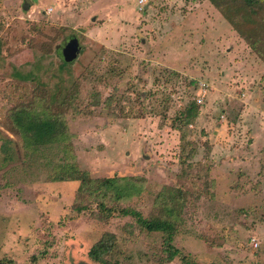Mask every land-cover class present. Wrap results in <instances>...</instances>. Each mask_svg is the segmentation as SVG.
Segmentation results:
<instances>
[{"label":"rangeland","instance_id":"rangeland-1","mask_svg":"<svg viewBox=\"0 0 264 264\" xmlns=\"http://www.w3.org/2000/svg\"><path fill=\"white\" fill-rule=\"evenodd\" d=\"M260 27L208 0H0V264H103L88 253L106 233L107 264H264V60L246 43ZM71 39L80 50L63 66ZM69 91L70 154L26 162L7 114ZM188 106L196 116L180 122ZM73 162L143 180L112 209L162 216L159 196L183 192L169 242L180 255L129 216L103 217L78 181H52Z\"/></svg>","mask_w":264,"mask_h":264},{"label":"trees","instance_id":"trees-1","mask_svg":"<svg viewBox=\"0 0 264 264\" xmlns=\"http://www.w3.org/2000/svg\"><path fill=\"white\" fill-rule=\"evenodd\" d=\"M215 8L237 9L251 11L254 17H258L261 23L259 31L247 38L248 46L264 60V0H208ZM63 66L69 65L63 61ZM71 91H69L63 102H58L57 97L48 105L44 98L32 99L30 104L15 106L7 114L8 130L18 136L22 144L24 159L33 164L39 157L48 153L57 145H62V151L70 154L69 135L67 124L63 118L65 102H70ZM196 116V109L186 107L180 113V122L193 119ZM42 159V158H41ZM78 181L80 183L76 196H86L95 201L100 214L103 217H110L111 214L131 217L140 229L149 233H162L165 235L164 252L171 261L180 255L179 251L169 243L174 236L177 226L176 204L178 199L184 197V193L177 191L175 195L166 193L159 197V206L162 216L143 217L142 214L131 207L109 208L104 201L115 203L127 201L140 194L143 189V180L138 177H111L94 179L86 176L76 163L58 165L52 181L64 180ZM116 238L113 234L106 233L90 249L88 256L91 260L107 264L106 257L112 253L115 247ZM10 263V262H9ZM195 264V263H190Z\"/></svg>","mask_w":264,"mask_h":264},{"label":"water","instance_id":"water-1","mask_svg":"<svg viewBox=\"0 0 264 264\" xmlns=\"http://www.w3.org/2000/svg\"><path fill=\"white\" fill-rule=\"evenodd\" d=\"M28 7V2L26 1L24 4V8ZM79 45L78 41L76 39H71L65 47L62 49V57L64 62L69 63L77 58V55L79 53Z\"/></svg>","mask_w":264,"mask_h":264},{"label":"built area","instance_id":"built-area-1","mask_svg":"<svg viewBox=\"0 0 264 264\" xmlns=\"http://www.w3.org/2000/svg\"><path fill=\"white\" fill-rule=\"evenodd\" d=\"M197 102L200 103L201 102V99L198 98Z\"/></svg>","mask_w":264,"mask_h":264}]
</instances>
